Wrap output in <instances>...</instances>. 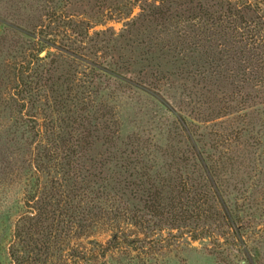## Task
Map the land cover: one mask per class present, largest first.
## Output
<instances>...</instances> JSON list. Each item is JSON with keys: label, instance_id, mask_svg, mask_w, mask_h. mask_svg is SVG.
<instances>
[{"label": "rangeland", "instance_id": "obj_1", "mask_svg": "<svg viewBox=\"0 0 264 264\" xmlns=\"http://www.w3.org/2000/svg\"><path fill=\"white\" fill-rule=\"evenodd\" d=\"M145 1L0 0V264H9L17 221L32 211L35 201L28 198L38 194L45 177L55 172H39L35 161L50 92L32 86L38 99L33 105L31 95L21 91L22 80L29 79L39 51L44 57L56 50H41V45L25 34L44 28L54 2L64 14L88 20L94 39L111 37L95 60L128 77L147 76L145 84L155 88L157 95L153 97L123 88L115 77L103 78L101 95L114 106L122 136H141L138 145L144 146L147 163L162 176L177 173L184 168L176 164L178 158L188 157L195 149L188 136L175 133L169 119H174V109L191 120L197 150L215 166L223 199L238 214L237 223L242 228L239 237L219 207L212 209L218 214L199 224L164 226L151 236L160 238V245L165 246L154 263L145 250L124 247L103 258L94 241L106 244L112 233L109 225H100L93 236L73 239L72 245L88 256L94 254L93 264H244L251 255L257 264H264V86L253 81L246 88L237 80L239 63L231 50L237 36L233 27L226 26L227 21L204 27L198 19L194 21L197 27L187 31L185 23L180 28L165 27L144 18L128 25L141 14ZM125 3L134 5L129 17L114 10ZM63 31L57 27L51 35L60 38ZM105 44L97 46L100 49ZM246 95L254 101L242 102ZM99 143L100 153H107L108 145ZM190 157L191 168L183 169L180 177L186 190L204 173L200 165L193 164L198 160ZM121 230L133 238L143 237L138 228L126 222ZM245 248L255 249L258 255L252 250L248 255Z\"/></svg>", "mask_w": 264, "mask_h": 264}, {"label": "trees", "instance_id": "obj_2", "mask_svg": "<svg viewBox=\"0 0 264 264\" xmlns=\"http://www.w3.org/2000/svg\"><path fill=\"white\" fill-rule=\"evenodd\" d=\"M133 6L125 3L114 10L129 17ZM50 8L49 22L44 28L25 34L41 45V50L47 47L56 50L48 51L44 57L39 56V51L29 79L22 80L21 91L31 95L33 105L38 99L32 86L50 92L44 109L43 139L39 141L35 161L39 172L50 169L55 172L54 176L45 177L38 194L28 198L35 202L32 211L17 221L9 248V264H93L95 255L88 256L72 242L95 235L100 225H109L112 232L105 246L94 241L103 258L124 247L145 250L154 263L156 254L165 246L152 235L164 226L199 224L218 214L212 210L216 207L222 209L240 237L238 214L223 199L215 166L197 150L192 121L169 109L174 116L169 123H173L175 133L188 136L195 150L188 157L178 158L176 164L184 168L162 176L147 163L144 146L138 145L142 137L122 136L114 106L101 95L105 77H115L123 88L153 97L157 95L155 88L145 84L147 76L128 77L95 60L111 37L103 35L94 39L89 33L88 20L64 14L56 2ZM141 9V14L128 25L144 18L165 27L180 28L185 23L187 31L197 27L194 21L198 19L204 27L207 24L214 27L218 20L227 21L226 26L233 27L237 36L231 47L239 63L237 80L246 88L253 81L264 86V0H147ZM57 27L64 30L60 38L51 35ZM98 43L106 44L99 49ZM251 97H241L242 102L254 101ZM101 141L108 145L107 153H100ZM191 155L198 160L193 164L200 165L204 173L190 183L193 188L186 190L180 177L183 169L191 168ZM177 206L181 209H175ZM122 222L138 228L143 237L126 234L121 230ZM251 250L258 255L255 249ZM251 250L246 249L248 255ZM251 256L245 264H257L256 257Z\"/></svg>", "mask_w": 264, "mask_h": 264}, {"label": "water", "instance_id": "obj_3", "mask_svg": "<svg viewBox=\"0 0 264 264\" xmlns=\"http://www.w3.org/2000/svg\"><path fill=\"white\" fill-rule=\"evenodd\" d=\"M243 263L245 264V261H243Z\"/></svg>", "mask_w": 264, "mask_h": 264}]
</instances>
